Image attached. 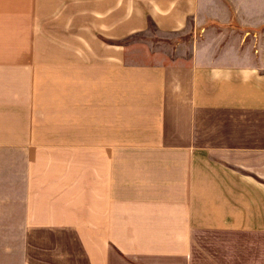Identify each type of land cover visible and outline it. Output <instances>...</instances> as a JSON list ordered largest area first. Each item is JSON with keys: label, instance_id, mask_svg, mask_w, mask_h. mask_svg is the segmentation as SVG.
<instances>
[{"label": "crops", "instance_id": "0c3cea01", "mask_svg": "<svg viewBox=\"0 0 264 264\" xmlns=\"http://www.w3.org/2000/svg\"><path fill=\"white\" fill-rule=\"evenodd\" d=\"M261 24L264 0H0L11 263L264 264ZM154 31L180 38L119 42Z\"/></svg>", "mask_w": 264, "mask_h": 264}, {"label": "rangeland", "instance_id": "374dc122", "mask_svg": "<svg viewBox=\"0 0 264 264\" xmlns=\"http://www.w3.org/2000/svg\"><path fill=\"white\" fill-rule=\"evenodd\" d=\"M153 28L151 31L153 32ZM260 40L261 42H264V24L260 25ZM180 37H174L173 39H166L163 43L160 44V46L157 44L160 42L159 40H162L163 38L161 37V34H157L155 31L154 33H141V34H133L128 36L125 39H120L124 41L126 44H132V50L133 51V58L140 59L141 56H145L146 58H149L146 53L150 49L154 50L156 48H160L161 50L164 51H171L172 40H179ZM140 43V44H139ZM262 53L263 50H260ZM7 238H10V236H7ZM16 244V246H15ZM18 244L20 243H14L10 241H4V237L0 240V264H12L11 262L13 261L14 258H12V251L13 249L18 248ZM17 250H20V246ZM21 251V250H20Z\"/></svg>", "mask_w": 264, "mask_h": 264}, {"label": "trees", "instance_id": "16d2710c", "mask_svg": "<svg viewBox=\"0 0 264 264\" xmlns=\"http://www.w3.org/2000/svg\"><path fill=\"white\" fill-rule=\"evenodd\" d=\"M121 40H119V42H120Z\"/></svg>", "mask_w": 264, "mask_h": 264}]
</instances>
